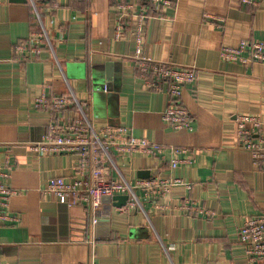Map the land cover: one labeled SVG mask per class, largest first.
<instances>
[{
    "label": "crops",
    "instance_id": "1",
    "mask_svg": "<svg viewBox=\"0 0 264 264\" xmlns=\"http://www.w3.org/2000/svg\"><path fill=\"white\" fill-rule=\"evenodd\" d=\"M116 16L114 0L48 2L40 18L52 50L27 60L15 45L37 31L35 11L27 2L0 0V171L8 174L0 181L20 191L8 200L12 219H0V263L87 264L86 208L40 192L49 179L78 178L77 155H37L25 144L39 140L54 117L34 107L44 94L87 100L96 127H125L163 146L185 147V157L194 158L171 168L176 154L169 150L164 160L113 153L110 178L134 182L138 171L148 170L149 177H180L192 187L172 186L157 201L138 189L140 206L133 212L104 198L95 226L96 264H264L248 261L238 240L247 218L264 215V167L253 165L235 134L238 114L264 121V64L219 57L222 46L240 39L264 41V0H177L143 22L144 55L196 69L180 98L193 116L192 131L162 120L168 95L149 90L134 66L137 20L126 19L117 37ZM189 199L213 216L181 210Z\"/></svg>",
    "mask_w": 264,
    "mask_h": 264
},
{
    "label": "built area",
    "instance_id": "2",
    "mask_svg": "<svg viewBox=\"0 0 264 264\" xmlns=\"http://www.w3.org/2000/svg\"><path fill=\"white\" fill-rule=\"evenodd\" d=\"M46 1V5L42 3ZM53 0H26L35 11L36 32L27 39L16 43L15 49L22 53V59H33L39 56L44 48L52 50L51 41L41 25L40 10ZM244 3L256 4V0H242ZM177 0H137L135 2L114 0L117 9L115 34L118 37L126 19L137 20L136 46L133 56L134 66L139 78L151 91H165L169 97L167 107L161 112V118L175 130H193V116L181 103L182 89L196 78L194 66L176 65L168 61L154 60L143 54L140 29L150 16L160 14L162 8H174ZM222 61L248 65L264 64V41L256 39H240L234 46H222L219 51ZM34 107L50 110L54 117L47 126L46 132L39 140L27 141L30 151L37 155H53L62 153L76 154L79 159V177L71 181L52 178L40 187L43 194L56 196L59 203L67 206L81 204L86 208L89 236L86 241L89 247L87 264L95 262V226L98 222V210L102 200L113 195L126 194L124 205L118 207L122 212H133L140 201L137 190L143 191L146 199L157 201L172 186L182 185L191 189L192 183L180 177L138 178L134 182L110 178L108 166L113 164V153L139 152L165 159L167 150L176 154L170 158L169 165L176 168L181 163H192L193 157L186 158L185 147L163 146L145 137L131 134L125 127H96L93 117L87 111L88 101L79 100L73 95L47 97L44 94L34 100ZM69 110L68 113H66ZM72 111L71 114H69ZM235 134L239 146L250 153L252 163L256 167H264V121L256 115L238 114L235 117ZM0 175L7 177V173ZM20 191L0 181V219L12 217L7 213L10 196ZM155 206L160 207L158 204ZM181 210L204 217L213 216V212L198 206L194 200H185ZM238 240L243 244L245 254L250 262L264 260V215L251 216L246 219L238 231ZM1 264V263H0Z\"/></svg>",
    "mask_w": 264,
    "mask_h": 264
},
{
    "label": "water",
    "instance_id": "3",
    "mask_svg": "<svg viewBox=\"0 0 264 264\" xmlns=\"http://www.w3.org/2000/svg\"><path fill=\"white\" fill-rule=\"evenodd\" d=\"M12 2H26V0H10ZM138 177L139 178H148L149 177V171L148 170H140L138 171ZM112 200H118V206H122L125 204L127 200L126 194H119V195H113Z\"/></svg>",
    "mask_w": 264,
    "mask_h": 264
},
{
    "label": "rangeland",
    "instance_id": "4",
    "mask_svg": "<svg viewBox=\"0 0 264 264\" xmlns=\"http://www.w3.org/2000/svg\"><path fill=\"white\" fill-rule=\"evenodd\" d=\"M96 77L99 79L101 77L99 74L96 75ZM99 84H101V80H98Z\"/></svg>",
    "mask_w": 264,
    "mask_h": 264
}]
</instances>
